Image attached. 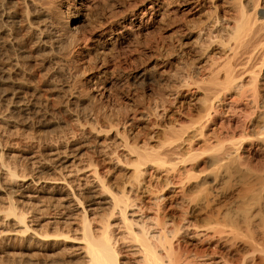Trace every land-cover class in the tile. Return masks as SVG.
<instances>
[{"label": "bare ground", "instance_id": "bare-ground-1", "mask_svg": "<svg viewBox=\"0 0 264 264\" xmlns=\"http://www.w3.org/2000/svg\"><path fill=\"white\" fill-rule=\"evenodd\" d=\"M71 1L0 0V140L55 112L88 132L49 153L0 145V236L35 250L14 264H264V0H113L98 24L85 10L104 0ZM165 11L193 48L138 49ZM88 43L104 86L84 76ZM136 53L150 61L127 85L168 89L130 114L96 105L88 89Z\"/></svg>", "mask_w": 264, "mask_h": 264}, {"label": "rangeland", "instance_id": "rangeland-1", "mask_svg": "<svg viewBox=\"0 0 264 264\" xmlns=\"http://www.w3.org/2000/svg\"><path fill=\"white\" fill-rule=\"evenodd\" d=\"M115 1H123L125 0H115ZM170 3L168 6L169 8H175L176 2L179 0H166ZM220 0H217L219 2ZM111 2L113 0H104V1H98L95 4V7L88 8L85 10V13L87 15L88 20L92 22L93 24H98L103 16L109 15L111 8ZM71 10H73V6L80 7L78 4H76L73 0L71 1ZM23 6L21 3H18V10H21ZM74 11V10H73ZM170 16L166 14V11L163 15L162 20L158 21L156 24L153 25L151 28V31L142 37H140L137 40V47L138 49H141L144 52H147L148 50H151L154 55L164 54L165 52V46L167 43L175 42L177 44H180L182 48H193L195 45L194 37L191 38H185L180 37L175 32V26L176 24H171L170 22ZM202 20V15H194L191 17L190 21H188L185 24H188L189 26H193L194 23H197L198 21ZM92 47L93 45L91 43H88L85 47H80L78 50L83 51L84 60L81 59V66L86 71L84 76L92 77L94 76L93 81L96 85H103V77L98 76L97 73L99 72L98 69H93V67L98 68L101 66V64L106 61V56L103 54H100L96 52V50H88V47ZM144 48H147L144 50ZM140 54L136 53L133 58L136 59L135 66L127 65L124 78L120 80V82L115 81L114 87L110 89L108 92L103 93V95H100L102 93L101 90L97 89H88L87 93L90 96V99L99 107H108L112 113L117 114H130L134 110L138 109L141 110L142 108H145L149 104L152 106L153 100L156 98V93L160 91V89L167 90V84H149L145 85L141 88H135L129 87L127 84L129 83V78L132 74H134L135 69H139L142 67H145L148 61L144 62H138V57ZM83 61V63H82ZM156 62L154 59H151V64ZM195 64L198 63V61L194 62ZM180 64L171 65V70H175L178 68ZM42 68V67H41ZM45 68V67H43ZM101 68V67H100ZM92 70V71H91ZM38 71H41L39 68ZM44 71H41L43 73ZM171 74V72H168ZM118 82V83H117ZM120 86V84H122ZM149 89L153 91L149 92ZM196 95V94H195ZM191 99V96L189 94H186V92L181 91L179 95L176 98L175 103L169 110L167 111V115H172L176 112L177 107L179 108L180 105H186L190 104L189 100ZM58 100H61L60 98ZM55 122H57L55 124ZM165 122H169V118L165 119ZM70 123V115L69 114H62L61 112H55V115L45 114L39 118L31 119L30 123H28L24 130L27 134V136L22 137L21 140L18 139L17 136H13L10 138V142H4L0 140V145L2 147H18L16 150L18 151H35L39 150L42 152H50L54 151L56 149H62L65 146L70 147L72 143V138L77 137H85L87 135V129L84 126H81V124L78 126L71 125ZM83 125V123H82ZM82 127V128H81ZM74 134V135H72ZM0 204V208H1ZM2 217V213L0 211V218ZM35 252L34 249H29L27 252L23 251L17 244H10L6 245L5 240L2 236H0V264H14L15 261H18L19 256L21 253H27V259H33L32 255ZM17 255V256H16Z\"/></svg>", "mask_w": 264, "mask_h": 264}]
</instances>
